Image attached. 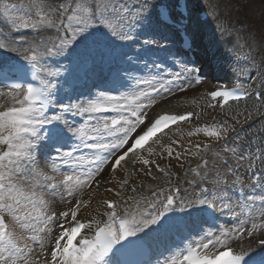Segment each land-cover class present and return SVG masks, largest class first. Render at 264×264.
<instances>
[{
	"label": "snow or ice",
	"instance_id": "1",
	"mask_svg": "<svg viewBox=\"0 0 264 264\" xmlns=\"http://www.w3.org/2000/svg\"><path fill=\"white\" fill-rule=\"evenodd\" d=\"M3 25L18 35L6 33ZM169 25L185 33L184 46L191 48L184 15L178 19L167 0L151 5L147 0H0V52L12 54L0 56V98L9 101L0 104V264H264V172L247 178L245 193L244 180L235 175L239 169L224 160L228 174L222 176L205 158L209 146L197 144V154L205 153L204 170L190 169L186 183L198 187L200 195L188 200L181 195L179 176L173 183L169 172L142 154L182 158L171 146L183 147L177 140L161 145L160 153L152 145L194 114L149 118V110L202 83L182 61H174L180 71L152 74L175 55L162 43L168 36L160 29ZM141 35L140 48L131 54L126 45ZM151 55L160 61L145 59ZM98 70L105 73L103 87L93 79ZM247 82L207 93V106L223 109L253 96L264 104V96L250 92ZM229 130L235 131L222 122L197 127L189 136L203 132L219 141ZM238 147L237 164L247 159L252 169L255 161H264L260 149ZM183 151L191 154V145ZM224 151L237 154L236 147ZM135 162L159 183L148 167L155 164L167 188H149L145 196L132 186L135 196L102 200L100 218L78 219L101 186L105 167L110 165L114 176ZM230 180L233 189H241L235 208L227 196ZM217 200L238 223L218 233L204 231ZM57 202L72 206L58 209ZM257 234L261 250L251 255L254 243L244 249L241 242Z\"/></svg>",
	"mask_w": 264,
	"mask_h": 264
},
{
	"label": "rangeland",
	"instance_id": "2",
	"mask_svg": "<svg viewBox=\"0 0 264 264\" xmlns=\"http://www.w3.org/2000/svg\"><path fill=\"white\" fill-rule=\"evenodd\" d=\"M217 3H219L220 6V14L217 17L216 25L220 27L221 29L226 30L234 37H251L255 41L254 46V52L250 54V50L248 48L242 49L243 52L241 54L242 63L238 65V62L236 63L239 68L242 70H246L249 67L250 63V56L253 57V63L255 64L254 72L256 71H264V0H212ZM197 4H203L207 6L211 0H194ZM139 40H143L140 39ZM139 45L142 44L141 41L138 42ZM131 49L132 46L129 44ZM181 100L178 102H169L167 104L168 109H175L178 107V104ZM219 124L210 121L209 119H204L202 122L197 123L193 125L189 129V132L186 134H178L173 140H177L179 142V145H182L183 147H179L178 145H171L176 152H180L182 158L177 160L175 156L171 159L167 157L166 154H164L163 159L156 157H149L147 153L145 152L143 155L145 158L152 160L155 159L156 163L161 165V167L164 168L165 172H167V164L172 163L177 167V171H181L182 177H183V186H189L186 181L187 178H192V173L189 171L190 169H198L203 172V168H200V165L202 164L201 156H204L205 153L201 152L197 154V150L194 147L195 145L199 144L201 148L205 144L209 146V148L206 150L207 155L205 158L209 161V167L212 165H215L216 168L220 171L221 175H227V167L223 164L224 160H227L228 165L233 166V169L235 171L236 168H238V171H235V175H238L241 177V179L246 180V188L247 191H249V185L250 180L247 178H250V172L248 165L251 163L249 160H245L242 162V164H237L238 160V154L240 151V148L238 146L243 145L246 149H248L250 152H253V148L246 143H244V140L238 137H234L230 140H219L217 141L215 138H210L204 135L203 132L197 133L195 135L189 136V133H195V130L197 127H218ZM171 144V140H164L161 143L156 144L153 148L157 153L161 152V145H169ZM191 145V154H185L183 149L189 148ZM224 147L228 148H237V154H233L231 152H225ZM187 162V167L184 170L180 169L181 163ZM148 167L151 168V171L153 174L160 177L159 183L157 181L151 180L149 177L145 175L146 171L148 170L144 165H142L139 162H135L133 164H130L128 167V170L125 171L124 168L121 169L118 176L115 178V186L116 189H118V185L121 184V181H127L129 182H136L137 187L140 188V191L143 192V194L146 196L148 194L149 188H157L159 186H163L167 188V183L165 182L166 177H164L163 173H158L156 170L155 164L149 165ZM187 173V175H186ZM212 175V173H209ZM127 178V179H126ZM234 179L235 176H232ZM114 181V179H113ZM117 183V184H116ZM141 183H143V187L141 188ZM163 184V185H162ZM211 184V183H210ZM128 184H126L125 187H127ZM212 189L213 185L211 184ZM190 187V186H189ZM106 189L109 188H102L99 191H96L93 195L92 202L88 205L87 208L83 209L81 213L78 215V218H83L85 216L92 217V215H89L88 208L90 207V210L97 207L99 195L98 194H105L107 197L115 198L111 192L106 191ZM136 195V194H135ZM103 196V195H101ZM227 196L230 197L232 206L235 208L236 202L233 196V188L231 187V180L229 181V186L227 188ZM122 197V196H121ZM124 197V196H123ZM122 197V198H123ZM120 200V199H119ZM75 203V201H73ZM217 207L220 212H225V219L228 220L230 215L232 213L228 212L227 210H221L219 206V201H216ZM72 205L70 204H61L57 202L56 207L58 209H67L70 208ZM98 208V207H97ZM239 211V209H236ZM97 212V210H96ZM86 213V215H84ZM238 222V221H236ZM67 227V225H66Z\"/></svg>",
	"mask_w": 264,
	"mask_h": 264
},
{
	"label": "bare ground",
	"instance_id": "3",
	"mask_svg": "<svg viewBox=\"0 0 264 264\" xmlns=\"http://www.w3.org/2000/svg\"><path fill=\"white\" fill-rule=\"evenodd\" d=\"M185 106H186V104L184 106H182V107H185ZM186 189H188V191L186 192V194L184 195V197L186 199H188V200L194 199V195L192 194V190L190 188H188V187ZM236 225H237V223H234L232 227H234ZM197 231H199V230H197ZM248 239H249V237H247V236L244 238L245 245H246V241H248ZM242 247H244V246H242ZM240 250L241 249L239 248V251Z\"/></svg>",
	"mask_w": 264,
	"mask_h": 264
}]
</instances>
